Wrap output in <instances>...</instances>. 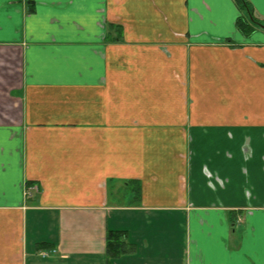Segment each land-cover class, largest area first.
Listing matches in <instances>:
<instances>
[{"label":"crops","instance_id":"crops-1","mask_svg":"<svg viewBox=\"0 0 264 264\" xmlns=\"http://www.w3.org/2000/svg\"><path fill=\"white\" fill-rule=\"evenodd\" d=\"M241 13L0 0V264H264V26Z\"/></svg>","mask_w":264,"mask_h":264},{"label":"trees","instance_id":"trees-1","mask_svg":"<svg viewBox=\"0 0 264 264\" xmlns=\"http://www.w3.org/2000/svg\"><path fill=\"white\" fill-rule=\"evenodd\" d=\"M235 2L242 12L236 19V26L243 35L249 36L257 25L264 26V22L254 15L253 6L248 0H235ZM124 237L125 232L122 230L109 231L106 237V249L110 256H118L133 247V244L124 240Z\"/></svg>","mask_w":264,"mask_h":264}]
</instances>
